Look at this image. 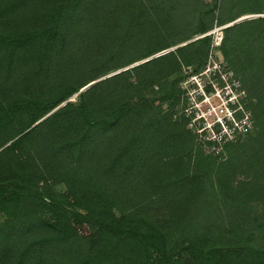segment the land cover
Segmentation results:
<instances>
[{"label":"trees","instance_id":"obj_1","mask_svg":"<svg viewBox=\"0 0 264 264\" xmlns=\"http://www.w3.org/2000/svg\"><path fill=\"white\" fill-rule=\"evenodd\" d=\"M246 15L218 51L253 129L205 156L178 116L183 69L205 66L212 37H195ZM262 15L264 0H0V264H264Z\"/></svg>","mask_w":264,"mask_h":264},{"label":"built area","instance_id":"obj_2","mask_svg":"<svg viewBox=\"0 0 264 264\" xmlns=\"http://www.w3.org/2000/svg\"><path fill=\"white\" fill-rule=\"evenodd\" d=\"M212 49L213 45L199 73L192 74L190 68L183 69L185 78L179 87L182 107L178 116L186 121L195 149L205 156L217 157L225 145L249 134L254 122L240 79L223 60L213 58Z\"/></svg>","mask_w":264,"mask_h":264},{"label":"rangeland","instance_id":"obj_3","mask_svg":"<svg viewBox=\"0 0 264 264\" xmlns=\"http://www.w3.org/2000/svg\"><path fill=\"white\" fill-rule=\"evenodd\" d=\"M205 1V3H211V1L212 0H204ZM221 2H224L225 0H220ZM259 16H261V15H246V16H242L241 18H239V19H237L236 21H238V20H241V21H243V19H245V20H248V19H251V18H257V17H259ZM262 16H264V15H262ZM240 21V22H241ZM235 22V21H234ZM230 23V24H235V23ZM230 24H227V25H225V26H222V27H218V26H214L213 28H212V30L211 31H209L208 33H206V35L207 34H209V33H213L212 34V45H213V58L215 59V60H222V57H221V55H220V53H219V51H218V48L220 47V45H218V46H214L215 45V43H219L220 41H219V39H221V41H222V36H223V34H222V30L224 29V28H226V27H228ZM224 27V28H223ZM220 28H223V29H221L220 30ZM205 35V34H204ZM203 36V35H202ZM207 36H209V35H207ZM200 37L201 36H197V37H195L194 39L196 40V39H200ZM220 44H221V42H220ZM211 49V48H210ZM74 99H75V97H73L70 101L71 102H73L74 101ZM79 231L81 232V233H83L84 231L83 230H81V229H79Z\"/></svg>","mask_w":264,"mask_h":264},{"label":"water","instance_id":"obj_4","mask_svg":"<svg viewBox=\"0 0 264 264\" xmlns=\"http://www.w3.org/2000/svg\"><path fill=\"white\" fill-rule=\"evenodd\" d=\"M240 21H241V20H238V21H235L234 23H238V22H240ZM231 25H232V24H230L229 26H231ZM86 88H88V87H86ZM86 88H85V89H86ZM85 89H83V90H85ZM83 90H82V91H83Z\"/></svg>","mask_w":264,"mask_h":264}]
</instances>
